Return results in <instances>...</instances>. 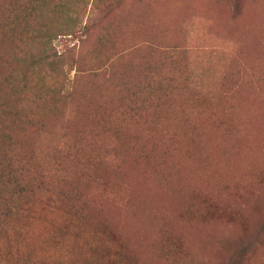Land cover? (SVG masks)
Instances as JSON below:
<instances>
[{
    "label": "rangeland",
    "instance_id": "rangeland-1",
    "mask_svg": "<svg viewBox=\"0 0 264 264\" xmlns=\"http://www.w3.org/2000/svg\"><path fill=\"white\" fill-rule=\"evenodd\" d=\"M0 102V264H264V0H0Z\"/></svg>",
    "mask_w": 264,
    "mask_h": 264
},
{
    "label": "trees",
    "instance_id": "trees-1",
    "mask_svg": "<svg viewBox=\"0 0 264 264\" xmlns=\"http://www.w3.org/2000/svg\"><path fill=\"white\" fill-rule=\"evenodd\" d=\"M33 9H35V8H33ZM59 15H61V18H62V20H63V23L62 22H60V23H58V24H60V25H55V26H53L52 28H49V29H47V35H49V36H52L53 35V32L54 31H59V30H63L62 28H68L71 24H73L74 22H76V20H75V18H73V17H71V16H69V15H67L66 13L65 14H59ZM66 26V27H65ZM31 64H32V67L34 68V65H35V62L34 61H32L31 62ZM32 67H29L28 68V70H30V69H32ZM23 71V72H19V71H16V75H32L33 73L32 72H30V71ZM33 86H28L27 84H26V81H25V83H23V86H22V88H19L18 90H20V92H23V93H27V95H28V92L30 93L31 92V88H32ZM6 107L4 106V104L3 103H1L0 102V111L1 110H4ZM64 137V136H63ZM98 137V138H97ZM99 135H97V136H94V139H93V142L91 143V144H98V143H102V141L100 142V139H99ZM4 140L5 141H10V136L5 132V130H4V128H3V126L2 125H0V145H2L3 146V148H4V151L2 152V153H4V156H7L8 154H9V149H8V145L4 142ZM1 142H4V144L3 143H1ZM98 148V147H97ZM76 152V151H75ZM66 153H68V152H66ZM1 159V158H0ZM2 163H1V160H0V172H2V170H3V166L1 165ZM20 175H22V172L21 173H19V175L16 177L17 179H16V181H18V179H21V178H19V176ZM18 183H20V185H21V182L20 181H18ZM3 185H2V183H0V188L2 187ZM19 195L21 196V192L19 193ZM3 198V197H2ZM12 205L13 204H11V206H8V207H6L8 210L12 207ZM16 208L18 209V206H16ZM9 213V212H8ZM8 213H7V215H8Z\"/></svg>",
    "mask_w": 264,
    "mask_h": 264
}]
</instances>
